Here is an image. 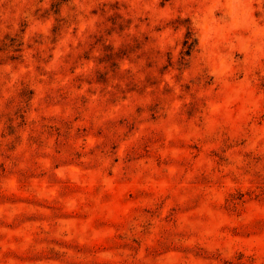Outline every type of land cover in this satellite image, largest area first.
I'll use <instances>...</instances> for the list:
<instances>
[{"label":"rangeland","instance_id":"obj_1","mask_svg":"<svg viewBox=\"0 0 264 264\" xmlns=\"http://www.w3.org/2000/svg\"><path fill=\"white\" fill-rule=\"evenodd\" d=\"M0 264H264V0H0Z\"/></svg>","mask_w":264,"mask_h":264}]
</instances>
